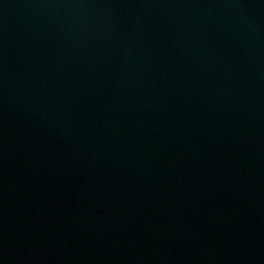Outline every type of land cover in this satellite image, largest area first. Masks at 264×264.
Here are the masks:
<instances>
[{
    "label": "water",
    "instance_id": "obj_1",
    "mask_svg": "<svg viewBox=\"0 0 264 264\" xmlns=\"http://www.w3.org/2000/svg\"><path fill=\"white\" fill-rule=\"evenodd\" d=\"M0 264H264V0H0Z\"/></svg>",
    "mask_w": 264,
    "mask_h": 264
}]
</instances>
